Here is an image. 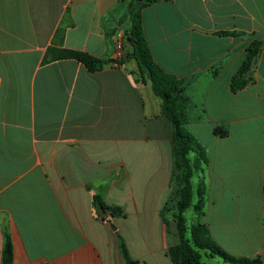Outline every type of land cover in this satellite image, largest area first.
I'll return each mask as SVG.
<instances>
[{"label":"crops","instance_id":"0c3cea01","mask_svg":"<svg viewBox=\"0 0 264 264\" xmlns=\"http://www.w3.org/2000/svg\"><path fill=\"white\" fill-rule=\"evenodd\" d=\"M133 1L0 0V264L6 234L14 264H126L117 233L141 264H173L178 230L162 216L173 125L125 58ZM142 16L156 62L190 81L186 128L207 156L192 184L197 200L204 187L202 221L221 248L264 264V0H160ZM120 36L122 65L54 57L118 59ZM254 41L249 83L234 91ZM94 195L123 213L102 218Z\"/></svg>","mask_w":264,"mask_h":264},{"label":"trees","instance_id":"16d2710c","mask_svg":"<svg viewBox=\"0 0 264 264\" xmlns=\"http://www.w3.org/2000/svg\"><path fill=\"white\" fill-rule=\"evenodd\" d=\"M158 1L160 0H134L130 3L128 13L131 19V27L125 34V41L132 47V51L125 58L133 57L136 59L140 79L151 82L154 94L163 101L164 114L173 125L174 176L172 181L174 189L162 210V216L167 225L171 219L176 223L179 242L169 246L168 253L173 264H210L202 259V251L219 256L224 261L233 264H262L259 258L240 257L229 253L212 238L208 226L202 221L205 205L203 185H200L196 190L199 198L194 202L195 192L191 181L194 167L191 164L189 154L191 151H196V166L200 161H206L207 156L204 148L186 128L188 123L187 108L190 101L186 90L190 81L178 78L156 62L144 32L142 10ZM258 48L259 42L257 41L252 42L249 46L247 58L232 80L234 91L249 83V80L241 78V75L250 69L253 58L258 53ZM54 57L74 58L84 63L91 70H98L106 63L122 65L125 59H102L87 52L69 48L58 49ZM215 132L218 135L227 134V131L221 126H217ZM93 202L95 209L102 207L105 212L110 211V216L123 213L118 206L106 205L98 195L93 196ZM190 207H193L195 217L192 224L188 225L185 212ZM117 234L120 252L125 263L141 264L139 260L131 256L124 239L119 233ZM1 264H14V247L9 234L5 235Z\"/></svg>","mask_w":264,"mask_h":264},{"label":"rangeland","instance_id":"374dc122","mask_svg":"<svg viewBox=\"0 0 264 264\" xmlns=\"http://www.w3.org/2000/svg\"><path fill=\"white\" fill-rule=\"evenodd\" d=\"M190 157L192 158V160H191V164L193 165V167H194V174H193V176H192V179H191V181H192V184H193V186H194V188L196 189V187H197V185H198V183L200 182V181H202V180H204V177H205V173H206V163H205V161H200V163L198 164V166H196V163H195V161H196V157L194 158V153H191L190 154ZM197 199H196V197H195V199H194V201H196ZM185 215H186V218H187V221H188V225H190V224H192V222H193V220H194V217H195V215H194V209H193V207H190V208H188L187 210H186V212H185ZM255 227V228H254ZM252 228H253V231H254V233H256V226H252ZM231 229V228H230ZM233 232L234 231H230V233L231 234H233ZM229 243L230 244H235V242L233 241V239H231L230 241H229ZM230 247H232V249H237V248H234L233 246H230ZM239 248H241V247H239ZM245 249H247V248H245ZM236 251V250H235ZM237 251H241V250H237ZM204 261H208V262H210L211 264H233V263H230V262H226V261H224L223 259H221V258H219V257H215V258H210V259H208V258H206L205 256H204Z\"/></svg>","mask_w":264,"mask_h":264},{"label":"built area","instance_id":"2783aa9c","mask_svg":"<svg viewBox=\"0 0 264 264\" xmlns=\"http://www.w3.org/2000/svg\"><path fill=\"white\" fill-rule=\"evenodd\" d=\"M123 55H124V39L123 37H121L118 39L117 42V58L121 59Z\"/></svg>","mask_w":264,"mask_h":264},{"label":"water","instance_id":"95a60500","mask_svg":"<svg viewBox=\"0 0 264 264\" xmlns=\"http://www.w3.org/2000/svg\"><path fill=\"white\" fill-rule=\"evenodd\" d=\"M98 213L100 214V216H101L102 218H104V216H105V211H104V209H103L102 207H99V208H98Z\"/></svg>","mask_w":264,"mask_h":264}]
</instances>
